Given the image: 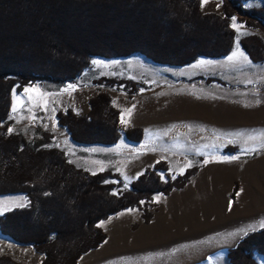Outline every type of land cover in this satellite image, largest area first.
Instances as JSON below:
<instances>
[{"label":"trees","instance_id":"obj_1","mask_svg":"<svg viewBox=\"0 0 264 264\" xmlns=\"http://www.w3.org/2000/svg\"><path fill=\"white\" fill-rule=\"evenodd\" d=\"M253 1L261 5L246 8ZM236 16L264 29V0H224L223 15L204 13L201 0H0V196L23 194L27 199L25 207L0 216V233L44 255L42 264H78L108 239L99 222L138 207L154 194L184 188L199 170L173 179L169 165L160 162L130 184L111 170L93 175L63 150L1 129L10 120L14 91L18 95L36 84L75 91L94 58L140 55L172 67L203 57L225 58L235 48L231 17ZM241 43L251 61L264 60L261 38ZM93 85L132 98L144 90L116 78L95 79ZM58 120L79 145L113 146L123 135L133 143L144 141L142 129H124L120 110L105 92L90 100L87 115L68 109L58 113ZM225 153L241 152L228 147ZM237 191L238 186L233 199ZM256 254L264 258V228L244 236L227 257L230 264H259ZM0 264L18 263L0 256Z\"/></svg>","mask_w":264,"mask_h":264},{"label":"rangeland","instance_id":"obj_2","mask_svg":"<svg viewBox=\"0 0 264 264\" xmlns=\"http://www.w3.org/2000/svg\"><path fill=\"white\" fill-rule=\"evenodd\" d=\"M223 2L210 0L203 7L204 13L223 15ZM260 5V1H253L246 8ZM243 19L236 16L237 23L244 25L240 32L246 33L239 36V48L251 62L249 66L232 67L228 62L232 53L221 59L203 57L186 67L158 65L140 55L94 58L107 66L92 63L90 72L78 80L75 91L36 84L25 88L33 91L24 89L18 94L21 100L15 101L17 107L19 109L22 101L24 108L16 112L12 109L9 122L1 129L12 128L13 133L29 141L57 147L72 163L91 174L111 170L130 184L147 168L160 162L169 165L168 174L173 179L199 167L184 188H176L169 195L154 194L138 207L99 222L98 226L108 235L107 244L104 242L98 249L83 255L78 264H101L100 259H103L102 264L105 259L109 264L114 261L145 264L152 258L155 260H149L148 264H230L227 253L234 247L236 236L264 228L261 227L264 171L258 170L264 168V148H260L264 139L258 135L264 131V60L251 61L241 43L242 39L253 36L264 42V29L249 26ZM201 60L212 63L194 67ZM103 77L132 81L142 85L144 90L132 98L113 88L100 89L93 85L95 79ZM100 92L109 94L115 107L123 111L127 121L123 123L125 130L144 131L142 143L130 142L125 135L113 146H86L71 140L68 130L59 125L58 113L71 109L81 116L87 115L90 100ZM39 93L48 95L40 100L38 107L35 101ZM44 101L50 102L46 110ZM153 101L159 107L156 113L148 111ZM237 132L245 135H228ZM249 135L257 138L250 140ZM228 147L237 148L240 156L225 153ZM250 147L258 151H241ZM201 152L205 155L198 154ZM233 156L239 159L231 162L222 159ZM205 160L209 162L205 164ZM189 161L192 166L185 167ZM181 169H184L183 174ZM161 176L168 179L164 172ZM242 182L243 199L239 200ZM236 186L237 198L233 199L231 194ZM24 197L23 194L0 196L3 214L20 208ZM146 217H150L149 221ZM233 233L234 236L230 235ZM222 239L225 242L217 245L216 241ZM190 244L193 249L184 258L182 254L173 255L178 248ZM22 246L0 233V256L18 264H40V253L30 256ZM226 246L230 248H224ZM255 258L259 264H264L261 255L256 254Z\"/></svg>","mask_w":264,"mask_h":264},{"label":"snow or ice","instance_id":"obj_3","mask_svg":"<svg viewBox=\"0 0 264 264\" xmlns=\"http://www.w3.org/2000/svg\"><path fill=\"white\" fill-rule=\"evenodd\" d=\"M209 2H210V0H201V8H203ZM220 2L222 3V0H220ZM219 6H220V3L217 4V7H219ZM231 20H232V25L231 26L233 27L234 30L237 31V43H236V50H234L232 52V54L228 57V62L230 63V65L232 67L249 66L251 64V62L249 61L248 57L244 54V52L241 51L240 48H239V36L246 34V33H241L240 32V29L243 28L244 25L237 23L236 17H231ZM92 63L94 65H97V66H107V65H104L103 62L100 61V60H93ZM211 63H212L211 61L201 60V61H199L198 65H194V67H200V66H204V65H210ZM249 83H251V81H249ZM69 88L75 89V86L74 85H69ZM29 91H33V89H25V92H29ZM35 91L39 92L38 89H36ZM47 95H48L47 93H39V99H37L35 101L36 106H38V107L41 106L40 100L43 97H46ZM13 97H14L13 112H16L18 110H23V108H24L23 102L21 101V104H20L19 109H18L17 104L15 102L17 100H21V97H19L15 93V91L13 92ZM48 103H50V102L49 101H44V103H43V106L45 107V110L47 109V104ZM257 103H259V101ZM53 111H54V109H53ZM126 111L130 113L131 112V109H128ZM121 122L122 123L126 122L124 120L123 115L121 117ZM7 131H8V134L11 135L13 133L14 129L9 128ZM228 135H232V136H236V137H242L245 134L244 133L237 132V133H229ZM258 135H259L260 138L264 139V131L260 132ZM256 138H257V136H255V135H249L248 136V139H250V140H255ZM260 148H264V144H261L260 145ZM241 151L242 152H245V153H250V152H256V151H258V149L255 148V147H250V148L241 149ZM198 154L199 155H205V153H202V152L201 153H198ZM222 159H223V161L231 162L232 160L239 159V157H235V156H233V157H223ZM208 162H209L208 160H205L204 161L205 164H207ZM191 166H192L191 161H189V163L185 167H191ZM101 170H103V169H101ZM183 171H184V169H181L180 170V173L183 174ZM95 174L96 173L93 172V175H95ZM115 194L116 193H113V195H115ZM238 195H239V193H238ZM230 209H231V206H230ZM0 214H3V209H0ZM261 227H264V222L261 223ZM230 235L234 236L235 234L233 233V234H230ZM106 242L107 241H105V243ZM209 260L211 261V258H209Z\"/></svg>","mask_w":264,"mask_h":264},{"label":"crops","instance_id":"obj_4","mask_svg":"<svg viewBox=\"0 0 264 264\" xmlns=\"http://www.w3.org/2000/svg\"><path fill=\"white\" fill-rule=\"evenodd\" d=\"M95 96H97V94H95ZM93 98V97H92ZM113 102H114V100H113ZM161 107H163L162 105H161ZM159 109V107H158V104H155V101H153L150 105H149V107H148V111L149 112H152V113H156V111ZM121 113H122V115L124 116V114H123V111H121ZM124 119L126 120V116L124 117ZM125 123V122H124ZM126 123H127V121H126ZM260 172H261V170H262V172L264 171V168H262V169H258ZM239 188H241L242 189V192H240V195H239V200H242L243 199V196H241L242 195V193H243V182L242 183H240V185H239ZM232 192H233V190H232ZM232 195V194H231ZM231 198H232V196H231ZM237 197H235V199H236ZM27 205V199L24 197V199H23V201H22V205H21V207L20 208H23V207H25ZM234 208L236 207V205L235 206H233ZM264 207V206H263ZM233 208V209H234ZM15 209V208H14ZM13 210V209H12ZM262 212H263V220H264V208L262 209ZM261 229H263V228H261ZM248 234V232H241V234H239V236L240 237H238V236H236L237 238H235V241H234V243H233V246H235L236 245V243L238 242V241H240V239H242L244 236H246ZM223 242H225V240L224 239H222V240H218V241H216V243H217V245L218 244H221V243H223ZM107 244V243H106ZM192 246H193V244H190V245H187V246H185V248H178L177 250H175L174 252H173V255H175V256H179V255H181L182 254V257L181 258H184L183 256H185V255H187L188 254V252H190L191 251V249H193L192 248ZM22 248H23V250L25 251V252H27L30 256L31 255H34V257L36 256V251L34 250V249H32V247H29V246H22ZM224 248H226V249H228V248H230V247H228V246H226V247H224ZM149 253V252H148ZM187 253V254H186ZM39 256V261H40V264L43 262V260H44V258H45V256L44 255H41V254H39L38 255ZM200 256V255H199ZM121 259V258H120ZM152 259H154V258H152ZM152 259H148V260H146L145 261V264H148V261L150 260H152ZM103 260V259H102ZM102 260L100 259V261H101V264H102ZM155 260V259H154ZM105 263H103V264H109V261H108V259H105ZM112 262V261H111ZM187 262V261H186ZM113 263V262H112ZM119 262H115L114 261V264H118ZM121 263H123V261L121 260ZM155 263V262H154ZM28 264H29V262H28ZM135 264V263H134ZM142 264V263H141Z\"/></svg>","mask_w":264,"mask_h":264}]
</instances>
